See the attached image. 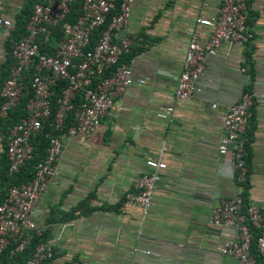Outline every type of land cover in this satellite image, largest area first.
<instances>
[{"label":"crops","instance_id":"0c3cea01","mask_svg":"<svg viewBox=\"0 0 264 264\" xmlns=\"http://www.w3.org/2000/svg\"><path fill=\"white\" fill-rule=\"evenodd\" d=\"M39 1L0 0V17L10 20L0 27V84L9 66L10 31ZM221 1L133 0L128 24L119 32L131 38L122 58L133 80L90 136L60 134L58 176L35 200L36 223L46 238H56L52 259L42 264H235L218 251L231 227L211 225L208 218L220 197L244 189L217 146L226 106L246 90L259 98L249 108L246 126L245 199L262 213L264 237V0H246L249 41L222 42L215 55L205 57L192 96L173 104L189 32L200 43L206 37L195 18L214 17ZM147 158H159L165 166L158 170L137 238L138 210L120 213L118 206L133 179L149 171ZM134 245L150 254L132 257Z\"/></svg>","mask_w":264,"mask_h":264},{"label":"built area","instance_id":"2783aa9c","mask_svg":"<svg viewBox=\"0 0 264 264\" xmlns=\"http://www.w3.org/2000/svg\"><path fill=\"white\" fill-rule=\"evenodd\" d=\"M75 0H40L33 3L24 25V34L12 42V61L7 75L0 84V116L15 108L24 93L27 78L31 96L27 99L26 116L19 119L7 133L0 132V152L4 144L8 172L16 171L32 151L30 137L38 132L50 116V97L58 81L65 85L55 99L53 128L60 132L48 137L43 157L34 165L32 177L20 184L7 187L0 201V264L7 250L10 264H42L51 260L56 238L40 239L43 227L36 223L40 210L35 200L49 183L58 176L63 133L68 137L85 139L99 126L100 119L109 112L113 100L132 82L129 64L120 60L129 52L131 38L122 33L129 21L133 0H81L76 18L64 21L70 4ZM246 0H222L217 15L211 18L198 16L195 22L206 28L205 40L200 43L194 32L183 50L181 70L176 76L173 104L189 99L195 90V81L203 71L206 56L215 55L222 42L244 45L250 33L246 23ZM10 20L0 17V27H8ZM61 28V38L54 39L53 28ZM95 39L92 32L102 27ZM53 44V52L39 50L38 41ZM32 70L29 72V67ZM25 73H28L26 77ZM142 83V80H137ZM79 96V101L74 99ZM257 94L243 91L239 98L226 106L217 151L222 155L234 181L243 186L248 177L246 166L245 129L250 117V106ZM212 107L215 104H211ZM172 106L165 109L168 114ZM70 113L73 123L65 129L64 117ZM162 116H165L163 114ZM165 148L161 146L159 156ZM148 172L133 179L118 206L120 213L137 209L138 225L135 235L139 238L142 223L147 218L153 191L159 179L158 170L165 164L160 159L147 158ZM208 223L214 226H229L232 235L222 241L219 254L235 259V264H256L251 252L254 245L260 264H264V237L260 233L263 215L248 203L241 193L220 197L210 208ZM37 238L22 262L14 258L22 253ZM132 257L138 253L150 254V250L134 245ZM134 264V263H133Z\"/></svg>","mask_w":264,"mask_h":264},{"label":"trees","instance_id":"16d2710c","mask_svg":"<svg viewBox=\"0 0 264 264\" xmlns=\"http://www.w3.org/2000/svg\"><path fill=\"white\" fill-rule=\"evenodd\" d=\"M80 3H81V0H75L73 3L70 4L69 12L66 15L64 21L72 22L75 20L77 14L79 13L78 8H79ZM28 15L25 18H22V19L20 18L17 21L19 27L12 28V30L10 31L12 41L10 43H7L9 64L12 61L11 55H10V48H11L12 42L24 34L25 32L24 25L28 18ZM103 27L104 26L97 28L96 30L92 32V35H91L92 40L96 38V36L102 30ZM52 32H53V36L55 40H58L61 38V28L59 26L53 28ZM38 43H39V50L41 52H44L47 54H51L53 52V48H52L53 44H49L47 42L42 43L40 42V40L38 41ZM120 60L124 61L125 58L124 59L121 58ZM31 70H32V66L29 67V72ZM25 75L27 77L28 73H25ZM24 83H25L24 90H23L24 93L18 105L13 109L8 110L5 116L3 117L0 116V132L1 133H4V134L7 133V131L13 125H15L19 121L20 118L26 116L25 105H26V102L29 96H31V92L28 89L27 78H25ZM64 85H65L64 81H58L57 84L54 86L53 94L50 97V103H51L50 104V107H51L50 116L42 123L40 130L30 137V143L32 144V147H33L30 153V156L14 172H8V161L5 155L4 144H3L2 151L0 152V201L3 199L8 186L13 185V184L23 183L32 177V174L34 171V165L45 154L48 137L51 135H57L60 133L53 128L52 123H53V114H54L55 107H56L55 99L59 95L60 90L63 88ZM78 101H79V96L74 99V103H77ZM64 118L65 119H64L63 128L65 129L67 126L73 123V118L70 113H67ZM244 134L246 136V148H247V145L250 140V134L249 132L247 133L246 129H245ZM247 158H248V150H247V156L245 158L246 159L245 161H247ZM246 188H247L246 184H244V189H243V192L241 193L242 196H244V198L246 196ZM40 239H46L45 235L42 234ZM37 241L38 239L34 238L31 241L30 245L22 253L17 254L14 260L19 263L22 262L23 259L29 255L31 246ZM251 252L253 256L256 258V264H260L261 262L258 259V256H257V253L255 251L253 244L251 245ZM2 264H10V260L7 258V250H5L2 254Z\"/></svg>","mask_w":264,"mask_h":264}]
</instances>
